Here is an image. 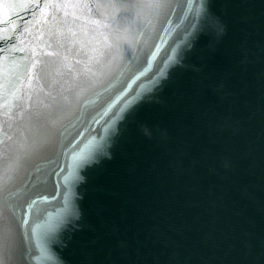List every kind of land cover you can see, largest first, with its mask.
Instances as JSON below:
<instances>
[{
	"label": "water",
	"instance_id": "1",
	"mask_svg": "<svg viewBox=\"0 0 264 264\" xmlns=\"http://www.w3.org/2000/svg\"><path fill=\"white\" fill-rule=\"evenodd\" d=\"M144 2L0 0L3 195L56 224L4 264H264V0Z\"/></svg>",
	"mask_w": 264,
	"mask_h": 264
},
{
	"label": "snow or ice",
	"instance_id": "2",
	"mask_svg": "<svg viewBox=\"0 0 264 264\" xmlns=\"http://www.w3.org/2000/svg\"><path fill=\"white\" fill-rule=\"evenodd\" d=\"M137 8L141 9L150 17V23L152 27H155L156 23H159L163 18L167 22L169 13L174 12L175 9L173 7V0H146V2L136 5ZM183 9V5L180 6ZM208 21L207 12L205 13L201 19L202 23H206ZM191 27V25H190ZM219 26H217V31H219ZM165 31H169L165 29ZM173 51H175L173 49ZM143 75V73H141ZM139 79V77H137ZM130 87V86H129ZM126 93H123L116 97L109 105L107 111L111 110ZM131 101L126 102L124 107H127ZM120 111H124V108H121ZM55 132H52L54 135ZM81 135L83 139V135ZM46 142V141H45ZM80 144V141H76V144H73V149L75 151L71 154L72 165L69 176L64 177L65 182L67 183L70 178L78 177V170L85 165L90 164L96 158H98L102 152L103 147L99 144L95 138L87 139L82 146L77 147ZM22 157L16 156L15 160L10 163L4 170L3 174L0 175V257L3 256L6 252H13L17 246V239L19 236V230L21 228L30 227L31 236L36 239H47L56 228V224L52 221L51 217L44 220L43 223L38 222L42 219V212L37 207L39 201L33 199L27 205V209L25 210L22 204L11 203L10 201L14 199L15 193H10L8 198H5L3 195L4 188L7 184L13 179L10 172H14L20 165ZM29 216L33 217L31 222L29 220ZM27 235V233L25 234ZM41 257H46V249L43 247L39 248ZM0 264H4V260L0 258Z\"/></svg>",
	"mask_w": 264,
	"mask_h": 264
}]
</instances>
